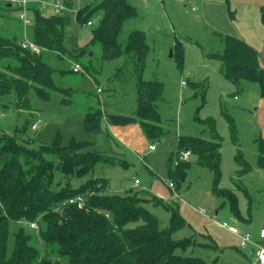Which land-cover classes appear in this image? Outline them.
<instances>
[{
  "label": "trees",
  "instance_id": "obj_1",
  "mask_svg": "<svg viewBox=\"0 0 264 264\" xmlns=\"http://www.w3.org/2000/svg\"><path fill=\"white\" fill-rule=\"evenodd\" d=\"M61 1L70 4V0ZM12 4L13 1L7 2L6 9L10 10ZM30 9L34 18L31 40L41 48L40 52L24 48L23 39L16 32L0 30V98L9 95L19 108L25 109H30L29 88L34 87L46 98L48 89L59 88L53 77L55 70L44 60L43 51L61 55L66 50L63 12L45 15L34 5ZM99 11L102 15L92 27L90 43L99 41L102 44L104 62L119 59L122 65L118 69L131 67L136 73L137 109L135 115L129 116L104 113L100 106L90 107L85 112L83 126L89 132H98L105 115L110 124L138 122L148 140L159 139L164 131L159 124L156 101L161 98L163 86L157 79L143 78L149 51L146 33L136 28L124 33V24L137 15V7L129 0H92L76 11L75 18L80 24H88ZM261 11L264 23V6ZM20 23L22 32L24 25L22 21ZM216 34L223 43L222 53L215 55L220 60L223 77L233 82H257L263 87L264 66L258 50L238 35ZM184 47L185 38L175 36L173 52L181 67ZM191 84L195 86L196 82ZM202 86L204 97L207 85L202 82ZM195 118L207 124L210 138L200 135L177 137L174 153L177 162L170 167L169 182L181 185L185 180L191 160L182 156L190 151L198 164L211 171L214 195L225 199L222 205L228 201L230 211L237 217L241 212L236 190L220 185L222 143L216 132V119L212 116L201 119L198 115ZM227 119L233 141L237 143L234 118L228 115ZM28 125L27 121L16 127L12 134L0 132V264H62L64 258L70 264H207L202 257L187 252L198 244L193 235L175 236L190 226L179 211L177 198L165 200L163 195L143 196L140 191L146 186L135 191L130 188L123 193L110 191L108 178L96 175L95 167L100 162H112V155H106L93 148L92 142L74 136L67 144H62L58 137L52 143H40L38 136L28 137ZM36 142L39 144L34 145ZM259 154L258 164L264 168L262 140ZM243 163L238 158L237 175L252 168ZM83 177L86 180L76 185L75 180ZM77 195L84 196L82 207L68 201ZM152 205L170 211L167 222L150 209ZM11 221H36L42 249L31 243L33 233L21 226L15 232L14 249L9 255Z\"/></svg>",
  "mask_w": 264,
  "mask_h": 264
},
{
  "label": "rangeland",
  "instance_id": "obj_2",
  "mask_svg": "<svg viewBox=\"0 0 264 264\" xmlns=\"http://www.w3.org/2000/svg\"><path fill=\"white\" fill-rule=\"evenodd\" d=\"M9 1L12 0H0V30L16 32L20 39H24V33L19 30L20 9L14 2L10 10L6 9L5 5ZM44 1L49 5L43 7L40 3H31L30 7L34 5L45 15L53 14L52 3L55 0ZM91 1L70 0V4L65 5L62 12L65 16L66 50L61 55L43 51L44 60L55 70L53 77L59 88L48 89L47 98L38 94L34 87L29 88L27 100L30 109L19 108L16 100L10 99L9 95L2 96L0 132L12 134L16 127L28 121V137L38 136L40 143H52L57 137L62 144H67L73 136L88 140L92 142L93 148L113 156L112 162H100L95 167L96 175L108 178L110 191L123 193L130 188L138 190L140 187L134 185L137 178L141 186H146L145 190L140 191L143 196H164L166 200L171 194L168 186L169 170L177 162L174 154L177 137L200 135L210 138L211 131L207 124L198 122L195 117L198 115L205 119L212 116L216 119V132L222 143L220 185L234 188L239 205L246 207L257 196L258 188L264 187V168L258 166L260 141L264 135V118H261L264 116V86L247 80L233 82L223 77L220 60L215 56L223 51L222 40L215 31L197 19L200 13L199 0L187 3L186 7L181 0H129L137 7V15L126 20L124 33L135 28L146 33L149 51L143 78L157 79L162 83L163 92L156 105L160 113L159 124L164 133L153 141L146 137V148L138 154L104 119L100 131L89 132L83 126V119L90 107L100 106L107 114L135 115L138 88L137 75L131 67L118 69L122 65L119 59L104 62L102 44L99 41L90 43L92 27L100 19L101 11L92 17L93 25L77 22L76 11ZM192 6L199 9L193 11ZM27 15L33 21L31 9ZM177 35L185 38L182 67L173 52L174 37ZM26 38L28 41L32 38L31 26H28ZM76 63H80L84 71L73 70ZM206 73L208 77H205ZM183 80L187 84H182ZM192 81L196 82L195 86L191 84ZM202 82L207 85L204 97ZM98 86L102 91H97ZM228 115L234 118L236 124L237 143L233 141ZM35 123L37 127H31ZM139 128L141 132L136 134L137 137L140 133L145 135L142 127ZM150 143L155 144L154 150L148 148ZM38 144L36 142L34 145ZM189 158L191 164L185 180L181 185L175 182L174 186L180 195L176 199L179 211L190 226L178 231L175 236L193 235L198 244L187 252L202 257L207 264H250L232 244L233 235L218 222H232V212L228 201L222 205L225 199L214 195L211 171L198 164L195 155ZM238 158L244 162L243 165L253 166L250 173L236 174L240 167ZM258 169L260 174L257 173ZM85 180L86 177H83L75 180V183L79 185ZM200 208H204L206 213L200 212ZM150 209L164 222L168 221V209L153 205ZM216 209H219L218 215L215 214ZM21 226L33 233V245L39 249L43 247L38 229L31 228L26 221H11L9 255L14 249L15 232ZM216 257L218 259L214 261ZM61 262L70 264L66 258Z\"/></svg>",
  "mask_w": 264,
  "mask_h": 264
},
{
  "label": "crops",
  "instance_id": "obj_3",
  "mask_svg": "<svg viewBox=\"0 0 264 264\" xmlns=\"http://www.w3.org/2000/svg\"><path fill=\"white\" fill-rule=\"evenodd\" d=\"M158 1L162 2L163 0ZM181 2L182 5L186 7L187 3L195 2V0H191L190 2H188V0H181ZM199 3L200 13L197 15L199 21H203L210 29L215 31V34H235L243 38L248 44L258 50L260 53V61L264 66V23L262 22L261 11V8L264 6V0H199ZM193 7L195 6H192L191 9ZM198 9V7H195V10H192L196 11ZM27 29L28 27L23 26L22 32L24 33V36H26ZM207 73L205 77L209 76ZM262 103H264V101H262ZM261 118L263 119L264 116H261ZM103 119L106 121L107 125L111 126L116 134L122 135L125 138L124 141L135 149L138 154L146 148V136L141 133L138 137L136 136L137 133L141 132L138 123H130L126 125L110 124L105 115ZM262 141L264 143V135ZM258 166L260 168L259 164ZM247 172L250 173V171ZM257 173L260 174V169H258ZM258 190L259 192L257 193V196L254 199H251L246 207L243 208L239 205L241 212L240 215L236 217L232 213V222H228L236 225L242 232H250L256 240H261L259 238V230L264 227V187H260ZM215 214H219V209L215 210ZM225 230L233 235L234 241L232 244L241 252L246 260L250 264H259L255 259V247L253 245L241 247L239 236L232 234L227 229Z\"/></svg>",
  "mask_w": 264,
  "mask_h": 264
},
{
  "label": "built area",
  "instance_id": "obj_4",
  "mask_svg": "<svg viewBox=\"0 0 264 264\" xmlns=\"http://www.w3.org/2000/svg\"><path fill=\"white\" fill-rule=\"evenodd\" d=\"M12 1L15 4H17V6L20 9L19 19L23 22L24 27H28V26H31L33 24L32 19H30L27 15V11L30 9L31 3L32 4L40 3V4H42L43 7H46L47 5H49V3L44 1V0H12ZM190 1L191 0H188V2H190ZM52 7H53L54 13H60L65 9L66 6L61 0H55V2L52 3ZM192 9L195 10V7H193ZM88 25H92V22L89 21ZM21 44L24 48H29L32 51H35V52L41 51V48L33 40L28 41L26 36H24V39L22 40ZM74 70L75 71H84V68L80 63H76L74 65ZM182 84H185L184 80L182 81ZM97 91L100 92L101 88L98 87ZM36 127H37L36 123L33 124V128H36ZM149 149H155V144H150ZM190 155H191V152L186 151L183 153L182 158L183 159H189ZM140 183H141L140 180L136 178L134 185L137 187H141ZM168 185L171 189V194H170L169 198L170 199L179 198V194L177 193V190L175 189L174 183L169 182ZM68 201H69V203L77 204L80 207H82L84 205V202H85L83 195H77L75 197L70 198ZM199 210L202 213H206L204 208H200ZM219 224L223 228H225L229 232H231L232 234L239 236L241 247H248L250 245H253L255 247V250H256V258H255L256 262L259 264H264V227H262L259 230V238L261 240H256L250 232H242L236 225L231 224L228 221H221V222H219ZM29 225L31 228H34V229L39 228L38 223L36 221L30 222Z\"/></svg>",
  "mask_w": 264,
  "mask_h": 264
},
{
  "label": "water",
  "instance_id": "obj_5",
  "mask_svg": "<svg viewBox=\"0 0 264 264\" xmlns=\"http://www.w3.org/2000/svg\"><path fill=\"white\" fill-rule=\"evenodd\" d=\"M11 5V3H8V6H10Z\"/></svg>",
  "mask_w": 264,
  "mask_h": 264
}]
</instances>
